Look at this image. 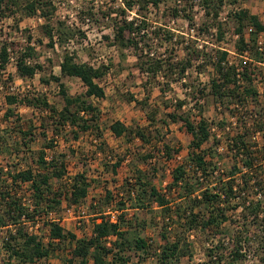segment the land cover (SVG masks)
<instances>
[{"label": "trees", "instance_id": "trees-1", "mask_svg": "<svg viewBox=\"0 0 264 264\" xmlns=\"http://www.w3.org/2000/svg\"><path fill=\"white\" fill-rule=\"evenodd\" d=\"M159 1L121 0L122 8L102 11L101 17L109 20L107 26L113 30L111 41L118 46L120 54L123 56L124 50L133 49L135 68L142 76L147 75L146 80L154 82L159 74L164 73L166 76L175 74L177 79L173 80L178 81L193 57L199 56L200 50L190 44L188 48L186 46V49L190 47L188 56L173 62L170 61L172 58H163L153 42L150 47L145 43L149 21L143 12L149 5L157 6ZM224 3L225 0H198L206 18L201 29L214 27L217 40H221L224 34L223 22L218 20ZM230 3H236V0ZM134 8L137 15L127 18L126 13ZM177 11L174 9L172 15L175 16ZM17 13L20 16L14 20L16 25L24 17L43 18L39 28L41 36L47 39L45 45L52 49L58 45L62 49L59 75L50 72L40 80L45 84L51 81L58 84L63 105L58 108L49 103L44 94L22 95L19 103L38 109L42 115L39 138L44 142L40 148L32 150L30 144L36 140L33 126L30 123L23 128L14 114L11 105L18 101L17 97L10 93L4 96L9 106L3 117L12 119V126L0 128V147L6 150L13 147L17 155L22 152L20 166L8 164L6 170L0 166V229L4 230L1 247L9 260L14 261L8 264H35L47 260L55 251L61 250L66 241L72 246L61 264H132V257L138 262L153 257L154 264H179L187 258V264H192L193 241L190 239H200L204 234L205 254L209 260L197 264H219L223 257L226 264H239L248 252L257 255L258 264H264V142L252 140L254 134L264 133V55L255 44L257 34L264 30L259 17L242 7L230 11V20L238 34L236 48L239 52L248 50L254 64L248 63L240 68L229 61L225 50H212L201 64L212 66L209 85L191 92L195 98L193 106L198 107L196 119L192 118L190 110H182L187 103L184 98L176 101L174 108L163 112L160 118L158 109L148 112L150 94L147 92L145 99L138 101V105L147 111L146 125H126L120 120L110 124L115 138H124L127 142L139 139L142 145L154 148V152L162 151L165 159L170 160L173 152L179 150L165 141L163 128H167L170 122L183 123V129L191 136L187 153L171 168L170 180L164 189L157 188L153 182L158 168L139 167L140 163L147 164L154 154L134 153L137 163L130 167L132 176H125L116 191L105 188L103 195L87 202L97 178L89 177L85 168L69 175L68 152L77 155L79 161H82L83 154H77L73 149L59 151L53 140L62 137L66 142L78 141L87 136L94 147L93 155L99 157L104 171L116 175L123 167L128 154H112L103 136L100 107L93 101L106 96L100 80L109 66L81 62L76 50L66 47L67 43L81 39L84 34L55 15L56 5L52 0H0V18H14ZM184 15L192 20L190 14ZM90 16L95 17V14L90 13ZM250 27L246 38V30ZM161 36L163 40L156 43L161 46L171 43V30L157 25L152 38ZM104 37L111 39L108 35ZM32 39L31 34L21 42L6 39L0 46V69L5 70L8 62L14 59L21 78L44 72V66L37 62L39 56ZM42 39H37L36 43L43 44ZM63 77L80 79L84 91L70 94L62 82ZM258 77L261 89L257 85ZM169 87V82L163 83L161 91L165 92ZM197 93L200 96H196ZM201 97L210 98L238 122L235 132L227 137L226 149L233 161L225 170V177L218 169L217 157L221 155L217 136L211 144L204 146L211 132L202 105L198 104ZM133 99L131 96L129 100ZM223 128L219 125V129ZM158 143L161 146L156 147ZM82 165L87 163L82 161ZM64 206H85L88 209L87 215L92 220L88 236L78 237L63 228L59 215ZM239 207L238 219L231 218L229 213ZM140 212L149 215V219L141 218ZM227 221L234 223L236 228L229 224L223 228ZM153 225L159 229L154 240L144 235L147 227ZM30 226H37V230H29ZM221 230L225 231L227 240L224 244L227 246L223 245L222 252H218L220 240L214 237Z\"/></svg>", "mask_w": 264, "mask_h": 264}, {"label": "rangeland", "instance_id": "rangeland-1", "mask_svg": "<svg viewBox=\"0 0 264 264\" xmlns=\"http://www.w3.org/2000/svg\"><path fill=\"white\" fill-rule=\"evenodd\" d=\"M56 5L55 15L58 18L66 20L67 24L72 27L79 28L84 36L81 39L69 42L66 47L69 50H76L77 58L81 62H87L93 66L105 65L109 66L106 74L100 80L101 86L106 92L105 98L93 99V101L99 105L101 111V126L104 130V138L112 149V154L115 156L127 155L128 160L123 162V167L118 171L116 175L106 172L100 166L98 156L93 155V144L89 137L82 136L78 141L66 142L62 137H55L53 143L56 145V149L59 151H69L73 149L77 154L80 152L83 162L87 165L83 166L82 161L77 159V155H72L68 152L67 158L68 174L73 175L76 171L86 169L88 176L91 178H97L92 184L87 202L93 197L103 195L105 188H109L113 192L116 191L118 184L125 177L132 176L130 167L137 163L134 157V153H153V158L148 159L146 163H140L139 167L142 168H158L156 171L154 184L159 189H164L166 184L170 180L171 168L180 160H182L187 153V146L191 136L183 129V123L170 122L165 130V141L173 148L179 150L173 152L170 160L165 159L164 153L161 151L154 152V148L142 145L139 139H133L132 141H125L124 138H115L109 128L110 124L116 120H120L126 125H146L147 124V111L138 105V101L144 100L147 92H149L148 108L150 112L158 109L159 118L166 110H172L176 101L185 99L186 105L182 110H190L192 118L196 119L198 116V107H194V99L192 90L200 89L205 86L208 87L209 76L212 73V66L204 64V61L209 57L214 49L218 46L226 47L235 54L229 53L228 59L232 63L240 65L242 58L241 52L236 48L235 42L238 38L234 31V23L230 19V11L238 7L247 9L250 13H253L259 17L264 24V0H236V3H230L232 0H225L224 5L220 10L219 19L223 22L224 34L221 40H217L215 36L214 27L209 30L201 29L204 25L205 17L201 7L198 5V0H160L157 6L149 5L148 9L144 10L143 14L147 17L149 25L146 28L145 43L150 44L153 42V46L161 53L163 58H172L170 61L176 62L187 57V52L190 49H186V46L192 44L195 48L200 50L197 58L193 57L191 64L187 67L181 80L174 81L177 76H166L164 73L158 75L155 81L146 80L147 75H141L135 68V53L133 49L124 50V55L120 53V49L112 40L113 30L107 26L108 19L101 17V12L108 9L117 10L122 8L121 0H52ZM190 4L192 8H190ZM174 9H178L175 16L172 15ZM185 10V11H184ZM90 13H94L95 17H91ZM184 14H190L192 20ZM136 8L126 13L127 18L135 17ZM20 13H17L13 18L11 16L0 18V46L6 40L22 41L27 34H31L33 37V44L38 52L37 62L44 66V72H37L31 78H21L15 67V60L11 59L5 70L0 69V128H6L12 126V122L8 119L5 120L3 114L6 108L9 106L5 100V94L10 93L17 97V102L11 105L14 114L18 116L19 123L23 128L31 125L33 126V133L36 134V140L31 142L30 148L36 150L41 147L42 139L40 136V121L42 115L40 111L31 106H26L19 103L22 95L24 94H44L49 103L61 108L63 100L60 95V88L56 82L51 81L49 84H45L40 80V77H47L50 72L59 75V62L61 60L62 49L57 45L53 49L45 45L47 39L41 36L40 24L44 22V19L39 16L24 17L18 24L15 23V18H18ZM115 16V13H112ZM98 18V19H96ZM157 25H163L169 28L172 32L171 43H164L160 45L156 43L159 39L163 40V36L158 39L152 38V31ZM104 35L110 36V40L105 39ZM149 35V36H148ZM246 38L249 35V31L246 30ZM78 37H80L78 35ZM43 38V39H42ZM37 39H42L43 44L36 43ZM157 41V42H158ZM148 42V43H147ZM155 42V43H154ZM150 47V45H149ZM248 63L252 65V55L249 54ZM148 82H146V81ZM62 82L70 94H76L84 91V85L80 79L75 77H63ZM146 82V83H145ZM169 82L170 87L165 92L161 91L163 83ZM186 84V85H184ZM187 86V87H186ZM204 91V90H203ZM200 93V92H199ZM133 100H129L130 97ZM198 95V93L196 94ZM200 98V97H199ZM202 105V113L206 117L210 125L211 136L204 146L211 144L215 138L219 140L218 153L221 155L219 160V171H223V177H225V170L228 169L233 161L231 153L226 149L227 137H230L236 130V122L233 123V116L229 112L217 104L213 103L210 98L201 97L199 103ZM165 105H168L167 109ZM194 116V117H193ZM236 121V120H235ZM219 125H223V129H219ZM14 127L13 129H17ZM211 128L213 130L211 131ZM254 141L257 143L264 142V133L254 134ZM49 136L52 133L49 131ZM155 146H161V143L155 144ZM155 147V148H156ZM22 154V152H21ZM21 154L17 155L13 147L4 149L0 147V166H3L6 170L9 168L8 164L20 166L22 162ZM86 160V161H85ZM111 163L113 161H110ZM109 162V164H111ZM128 164V165H127ZM151 165V166H149ZM255 198V196L252 194ZM252 197V198H253ZM87 204V203H85ZM85 206L79 208L68 209L64 206V209L59 215L60 223L66 231L73 232L78 237L88 236L91 233L92 220L88 217ZM241 213V207L237 211H231L229 216L233 219H238ZM141 218L145 217L149 219V215L140 212ZM236 228V225L231 221L224 223L223 228L227 225ZM31 227V226H30ZM29 227V228H30ZM221 228V229H223ZM31 230H37V227H33ZM158 227L156 225L149 226L144 232V235L151 239H156L158 236ZM2 229H0V264L13 263L9 260L8 254L1 247V237L3 235ZM193 237V236H192ZM206 235L204 234L200 239H190L193 241V254L192 264L203 263L209 260V257L205 254ZM218 242V252H222V248L227 246L225 231L221 230L218 235L214 237ZM213 240V241H216ZM224 245V246H223ZM71 242L66 241L63 244L61 250L55 251L47 260H41L35 264H61L63 260L68 256L69 249L71 248ZM245 259V258H244ZM243 261L240 263L244 262ZM155 259L149 257L146 260L138 262L136 257H132V264H154ZM187 258H183L179 264H187ZM239 263V264H240ZM219 264H226V258L223 257Z\"/></svg>", "mask_w": 264, "mask_h": 264}, {"label": "built area", "instance_id": "built-area-1", "mask_svg": "<svg viewBox=\"0 0 264 264\" xmlns=\"http://www.w3.org/2000/svg\"><path fill=\"white\" fill-rule=\"evenodd\" d=\"M249 32L251 31V27L247 29ZM238 34H236L235 37H237ZM255 44H256V48L264 55V30L261 31L260 33L257 34L256 36V40H255ZM218 48L222 49V50H225L226 52L229 53H232V54H235V51H232L226 47H223V46H218ZM249 51L248 50H244L241 52L240 54V57L242 58L241 62H240V68L241 66H244L246 64H248V61H250L249 59ZM258 80L257 81V85L260 87V89L262 88V83L260 81V77L257 78ZM234 120V124L236 123L235 121V118H233ZM213 130V128H211V131ZM258 134V133H256ZM255 135L253 136V139H254ZM83 207V206H82ZM72 208V207H71ZM70 209V208H68ZM37 227V226H35ZM33 227H30L29 230H31ZM212 258H215V255L212 256ZM244 262L243 263H240V264H258L259 262V259L257 257L256 254H252L251 252H248L247 254L244 255ZM0 259H1V256H0Z\"/></svg>", "mask_w": 264, "mask_h": 264}]
</instances>
